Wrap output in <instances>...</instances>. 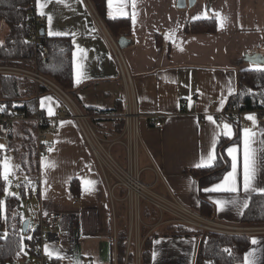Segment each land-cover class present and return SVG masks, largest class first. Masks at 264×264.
I'll return each mask as SVG.
<instances>
[{
  "label": "crops",
  "instance_id": "1",
  "mask_svg": "<svg viewBox=\"0 0 264 264\" xmlns=\"http://www.w3.org/2000/svg\"><path fill=\"white\" fill-rule=\"evenodd\" d=\"M178 3L179 0H135L133 8V0H124L122 14L118 11L120 0H113L112 15L109 16L107 0L110 18L131 21L130 44L124 42V48L119 44L131 82L122 76L108 41L85 0H37L36 9L39 14L44 13L45 32L49 37L72 41L75 63L83 65L86 76L80 83L76 82L73 58L75 86L85 104L105 110L115 108L123 100L121 115L109 114L103 118L123 119L128 110L138 112L140 143L134 157L143 183L151 186L158 195L173 197L200 213L201 187L192 170L200 169L194 165L207 154L213 136L219 133V128L207 121L206 115L214 116L218 123H229L233 132L229 139L235 137L234 122L224 114L230 98L237 91L239 72L264 67V0H198L193 7L186 8H180ZM133 12L136 14L135 24L132 22ZM201 14L206 18L193 19ZM48 15L53 18L51 30L68 35L50 36ZM211 18L218 22L217 33L185 32L188 23ZM79 49L86 51L85 59H81ZM255 56L259 58L258 63L246 60ZM229 87L235 90L231 95L228 94ZM44 97L51 100H46L45 107L41 108L40 101ZM222 97L226 102L218 111ZM49 107L53 110L52 116L48 115ZM39 108L49 118L46 129L49 131L48 142L53 144L48 154L38 161L39 182L35 186L40 212L65 214L52 239L47 242L50 249L59 251L65 258H52V262L76 264L78 260L80 264H118L117 224L119 216L124 215L129 228L128 250L134 243L136 264H141L142 228L149 229L147 238L166 224L175 223L173 217L160 212L156 223L145 220L142 217L145 202H142L139 219H136L124 199L125 194L119 196L124 190L116 188L111 193L115 180L108 176L112 181H106L76 121L67 114L63 100L48 92L39 98ZM248 114L255 116V124L245 118ZM157 120H163L162 128L154 127ZM241 122V144L230 146L239 148L237 179L241 190L238 193L204 190L216 213L212 219L203 217L218 226L244 229L240 220L247 207L229 203L218 208L215 203L217 200L247 199L249 205L252 196L259 194L242 190L243 129L254 133L252 146L257 149L254 187L264 188V151L261 150L264 148V118L251 112L243 114ZM105 127L107 129H95L109 142L115 159L126 165V151L119 143L125 141L122 137L124 130L116 136L109 131L111 126ZM222 137L226 136H217L216 153ZM113 142L116 144L111 146ZM84 178L96 181L94 191H83ZM74 180L80 182L78 198L72 193ZM30 194L33 196L32 192ZM260 230L248 234L257 243H252L245 257L251 255L247 260L244 257L241 264H264V228ZM153 252L157 253L155 259ZM197 252L198 240L194 237H158L153 241L151 264H195ZM23 259L27 264H33L25 256Z\"/></svg>",
  "mask_w": 264,
  "mask_h": 264
},
{
  "label": "trees",
  "instance_id": "2",
  "mask_svg": "<svg viewBox=\"0 0 264 264\" xmlns=\"http://www.w3.org/2000/svg\"><path fill=\"white\" fill-rule=\"evenodd\" d=\"M34 0H0V21H3L8 33L0 44V65H17L37 69L42 75L54 80L77 104L91 117L92 123L98 129H107L116 136L124 130L125 121L120 118H103L109 114L121 115L124 112V102L120 100L113 109L99 110L87 106L80 97L74 82L73 51L74 46L68 38H51L46 33L41 35L39 45L41 50L29 41V21L31 4ZM100 19L104 23L110 35L119 44L120 41L130 44L132 38V25L128 18H110L108 16L107 0H91ZM45 29V25L43 27ZM187 34H215L218 32V22L215 18L193 21L187 24ZM27 61L26 65L19 64ZM249 90H251L249 92ZM48 93L44 87H37L32 81L13 75H0V105H6L3 113H17L28 111L30 116L36 115L39 108V98ZM233 107L239 114V121L234 122L236 135L233 139L222 137L217 147V160L212 167L192 170V174L200 182L201 210L200 214L208 219L215 216V207L209 202L204 190L222 180L223 176L231 169V160L227 154V148L231 145H240L242 141L243 114L257 112L264 114V71L243 70L239 72L238 87L236 93L230 98L227 110ZM264 118V116H263ZM37 127L33 122L14 124L8 143L7 151L12 153L19 174H28L37 179L39 175V163L37 158ZM5 141V140H4ZM4 152L0 149V172H2V160ZM7 183L0 178V200H4V191ZM74 198L80 197V182H72ZM120 191L119 196L124 195ZM23 195V194H22ZM26 197V195H24ZM20 198L9 197L7 199V219L0 216L2 228H7V235L0 238V262L8 264L13 262L20 253V241L26 247L35 245L38 230L32 234V239H27L23 233L24 222L20 215H14L18 208ZM142 217L152 223L160 218V212L147 203H143ZM242 227H264V195L254 194L240 220ZM149 229L142 228L144 245L141 254V264H151L152 245L158 237H194L198 240V252L195 264H241L244 261L246 251L252 245V235H231L217 232H206L185 224L170 223L163 226L157 232L149 235ZM30 230H28V234ZM3 235V233H1ZM26 236V237H25ZM129 228L124 215L119 216L117 224V249L118 264H136L134 243L128 250ZM228 249L230 251H225ZM30 253L33 252L31 249ZM56 263L55 261L53 262Z\"/></svg>",
  "mask_w": 264,
  "mask_h": 264
},
{
  "label": "built area",
  "instance_id": "3",
  "mask_svg": "<svg viewBox=\"0 0 264 264\" xmlns=\"http://www.w3.org/2000/svg\"><path fill=\"white\" fill-rule=\"evenodd\" d=\"M85 1L96 22L102 29L106 40L108 41L122 76L127 82H131L129 69L119 44L108 32L104 23L95 11L91 1ZM36 2L37 0H34L31 4L29 41L36 47L37 51H40L41 46L39 45V41L41 37V30L46 24V19L37 12ZM19 64L24 65L22 61H20ZM1 74L13 75L30 80L37 84L38 87L46 88L49 93L55 94L63 100L67 106V114L76 121L106 181L108 182V176H112L115 178L114 180H117V182L115 181V185L112 187V191L110 190L111 193L116 188H122L124 190V199L128 202L136 219H139L140 205L145 201L152 204L159 212L170 214L173 217V222L175 223L185 224L206 232H217L231 235L247 234L245 229L218 226L217 224L203 218L199 212L182 205L175 198H166L158 195L152 190L151 186L143 183L141 179V171L137 169L134 157V151L140 143L138 121L140 116L137 111L128 110L122 116L125 121V128L122 137L125 141H119V143L124 146L127 155V163L126 165H123L113 156L112 147H109V142L105 141L98 135L92 124L91 117L88 116L55 82L42 75L37 69L17 65H0V75ZM263 116L264 114L262 117ZM224 117H227L231 122L239 121V114L233 107H229L224 114ZM218 120H220L219 117ZM29 122L35 123L37 127L36 142L37 158L39 161L53 148V144L48 142L49 131L46 129V124H48L49 118H47L42 109L38 108L36 115L34 116H30L28 111L17 113L0 112V139L6 141L10 137V132L14 124ZM162 126L163 120H157L154 122L155 128H162ZM114 144H116V142H113L111 146ZM15 176L16 178L13 182V188L18 189L23 195H27L28 192L31 193L35 185L39 182V178L34 179L28 174H19L18 170L16 171ZM17 185L20 186L17 187ZM64 217L65 214L59 211H41L39 213L37 227L39 233L35 238V245L32 248L28 247L37 258V264H53L52 258L45 255L44 246L52 239V234L57 230L60 223L64 220ZM258 230L260 229H257V231ZM20 259H23V257ZM0 264L3 263L0 262Z\"/></svg>",
  "mask_w": 264,
  "mask_h": 264
},
{
  "label": "snow or ice",
  "instance_id": "4",
  "mask_svg": "<svg viewBox=\"0 0 264 264\" xmlns=\"http://www.w3.org/2000/svg\"><path fill=\"white\" fill-rule=\"evenodd\" d=\"M41 7H43V5H40ZM108 6H109V16L112 15V7H113V0H108ZM135 7V0H133V8ZM123 8H124V0H120V5L118 8V11H120L123 14ZM41 15H44L43 12L40 13ZM218 15V14H217ZM201 18H206V15H197L196 17H194L193 19H201ZM48 19V23H49V32L48 34L50 36H62V35H68L67 33H62V32H54L51 30V24H52V16L48 15L47 17ZM226 19V18H225ZM132 22L133 24L136 23V14L133 12L132 13ZM221 26L223 21L220 22ZM0 44H2V42H0ZM77 48H79V46L77 45ZM80 52L82 53L81 55V59H85L86 58V51L84 49H79ZM182 50V49H181ZM73 58H74V67L76 70V82L80 83L82 79L86 78L85 73L83 72V65L82 64H76L75 63V53H73ZM253 63H255V61H253ZM257 70L260 71H264V67H259L257 68ZM234 89L232 87L228 88V94L231 95L234 93ZM251 90H249L250 92ZM46 100H51L50 97H44L41 98V108L45 107V101ZM189 100V107H191V97H188ZM226 102V98L222 97L220 100V107L218 108V111H220L224 105V103ZM6 105H0V112L5 111L6 109ZM48 115L52 116L54 115L52 108H48ZM247 120L252 121L253 124H255V116L252 114H248L245 117ZM206 119L207 121H209L210 123H212L213 125H216L217 128H219V133L217 135H214L211 141V146L207 152L206 155H202L199 159V162L196 163L194 165V167L196 168H201V167H212L214 166L216 160H217V153H216V144H217V136L218 135H223L226 136L228 138H231V136L233 135L232 132V127L229 123L227 122H217V120L215 119L214 116L212 115H206ZM64 122L62 121L61 124H63ZM254 136V133L250 130V129H243V170H242V190L245 193H248L250 191L253 192H258L261 195H264V188H256L254 187V180L256 177V153H257V149L254 148L252 146V144L254 143L252 140V137ZM264 143V142H262ZM4 145H0V149H3ZM262 151H264V148L261 149ZM227 154L228 156L231 157V171L227 172L226 175L223 176L222 181L216 185H214L211 188L205 189V191H211V192H216V191H228V192H232V193H238L241 190L240 184L238 182L237 179V169H238V152H239V148L234 146V147H229L227 148ZM3 171L0 172V178H2L7 184L8 187H5L3 189V191L9 195V196H16L17 199H19V195L16 193H12L9 191L10 188V181L8 180L9 174H10V165L7 161V159H5V161L3 162ZM46 183V181H45ZM82 184H83V191L85 193H90L92 191L95 190V184L96 181L94 180H90L87 178H84L82 180ZM20 185H17V187H19ZM215 203L218 205V208H222L224 205L226 204H233V205H241L242 207H248V201L247 199H245L244 201H237L235 199L231 200V201H215ZM0 216H2L3 218H7L6 215V205H5V201L4 200H0ZM27 239H32V237H27ZM253 244L257 243V240L255 238L252 239L251 241ZM156 243H162V241H157ZM26 245H24L23 243V237L21 238L20 241V251L24 252ZM225 251H230L228 249H225ZM44 253L45 255H47L49 258H55V259H64L65 257L62 256L60 254L59 251H56L54 249H50V247L48 245L44 246ZM26 254V253H25ZM19 255V253H18ZM157 253L153 252V258L155 259ZM248 255H251V253L247 254L245 259L247 260ZM76 264H80V261H76Z\"/></svg>",
  "mask_w": 264,
  "mask_h": 264
},
{
  "label": "rangeland",
  "instance_id": "5",
  "mask_svg": "<svg viewBox=\"0 0 264 264\" xmlns=\"http://www.w3.org/2000/svg\"><path fill=\"white\" fill-rule=\"evenodd\" d=\"M95 11H96V9H95ZM7 33H8V28H7L6 24L3 21H0V42L4 41L5 36H6ZM22 63L26 65L27 61H24ZM46 77H48V76H46ZM48 78L54 82V80L52 78H50V77H48ZM35 85L38 87L37 84H35ZM0 145H4V148L2 149L3 152H4L2 164L5 161V159H7L8 163L10 165V169H11L9 177H8V180L10 181V185H11L10 188H9V191L12 192V193L18 194L19 198H20V203L18 205V208H16L14 210V215H20L22 220H23V222L30 221V225H29L30 233L27 234L26 236L27 237H31L33 232H34V230H36L37 227H38V215H39V212H40V203H39V198H38L37 187L35 186V188H33V191H32L33 196H30L31 194L28 192L26 197H24V195H22L18 189H14L13 188V182H14V180L16 178L15 173H16L18 167H17L16 161H15L12 153H9L7 151L8 143L6 141L0 139ZM111 178L115 179L112 176H111ZM112 179H108L110 183H111ZM115 181L117 182V180H115ZM6 187H8V184L6 185ZM9 197H16V196H9L6 193H4V201H5V205H6V215H7V211H8L7 210V199ZM145 203H147V202H145ZM147 204H149L152 207H154L150 203H147ZM2 219L6 220L7 218L5 219V218L2 217ZM242 228H244L246 230L245 232H247V234H245V235L257 232V229H260L258 227H242ZM248 230H250V231H248ZM7 231H8L7 228H2V225H1V222H0V238L1 239H4L6 237ZM259 231H261V230H259ZM1 233H3V235H1ZM24 245H26L25 241H24ZM19 255L20 256H17L13 262H10L8 264H27L25 259H20L21 257H24V256H25L26 259L32 260L33 264H35L36 262L38 263L37 258L30 253V250H29L28 247H25L24 252H20Z\"/></svg>",
  "mask_w": 264,
  "mask_h": 264
},
{
  "label": "water",
  "instance_id": "6",
  "mask_svg": "<svg viewBox=\"0 0 264 264\" xmlns=\"http://www.w3.org/2000/svg\"><path fill=\"white\" fill-rule=\"evenodd\" d=\"M198 0H179V3H178V6L180 8H186L187 6H190V7H193L196 3H197ZM45 29H42L41 30V35H45ZM120 46L122 48H124L125 44H124V41H120L119 42ZM258 56H255V58H248L247 57V61L253 63V61H255V63H258L259 60H258ZM29 225H30V221H26L24 222V226H23V233L26 235L28 234V230H29Z\"/></svg>",
  "mask_w": 264,
  "mask_h": 264
}]
</instances>
